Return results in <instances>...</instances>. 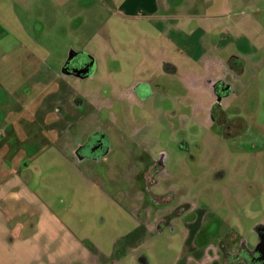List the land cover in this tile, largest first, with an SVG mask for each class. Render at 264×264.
I'll list each match as a JSON object with an SVG mask.
<instances>
[{"label": "rangeland", "instance_id": "374dc122", "mask_svg": "<svg viewBox=\"0 0 264 264\" xmlns=\"http://www.w3.org/2000/svg\"><path fill=\"white\" fill-rule=\"evenodd\" d=\"M232 4L217 29L190 37L167 32L176 18L155 34L109 0H0V35L21 42L0 59V264H36L31 252L51 254L69 234L88 248L121 245L145 209L161 220L136 253L147 264H176L185 224L200 212L196 249L237 232L255 246L264 226V0ZM186 42L197 56L214 42L227 47L226 86L213 70L197 95L184 91ZM75 56L91 60L89 77L59 75ZM77 94L70 119L61 106ZM94 133L105 138L101 157L60 155V140L82 144Z\"/></svg>", "mask_w": 264, "mask_h": 264}, {"label": "crops", "instance_id": "0c3cea01", "mask_svg": "<svg viewBox=\"0 0 264 264\" xmlns=\"http://www.w3.org/2000/svg\"><path fill=\"white\" fill-rule=\"evenodd\" d=\"M109 1L112 2V5L116 9V12L124 16H129L136 21H149L153 23L154 29L151 30L155 34L159 33V29H161V27H164L163 25L169 24L171 20L176 18L178 19V22L174 25L167 26L171 27L170 29H167V32L175 34L176 32H179L177 29H181L184 30V33H186L187 35H190V37H192L197 32V29H217L218 25L216 19L220 17L226 18L228 15V11L234 10L232 4L233 0ZM240 1L242 2L243 0ZM197 19H199L200 21ZM211 19H214L216 23L214 24ZM213 44L214 45L208 46L205 52H203L202 54L199 53L197 56V53L193 52L196 51L194 45L190 44L189 42L184 43V45L186 46V50L190 54L193 52L194 56L196 55L193 59L187 53V51L185 52L182 50V56H184L183 64L188 65L185 70H182L183 81L185 83L184 91L188 95H197V92H199L198 89H200L198 85H200L202 79L208 77V74L213 70L220 71V75L219 77H217L216 82L221 85H224L223 83H221L222 80L232 74V71L229 67L230 56H228L227 54V47L219 49L217 47V42H214ZM20 45L21 42L17 37L11 36L8 33H5V31L2 35H0V59H2L3 63H7V61H5L6 55H8L12 50ZM163 52L164 53H161V62H169L171 60L170 55L167 54L166 49ZM194 65L202 66L203 76L197 73ZM63 67L64 65H62L59 75H62L64 78H77L73 75L65 74L63 71ZM32 73L34 74V70ZM57 77L58 74H56V79ZM55 85V91H59L58 85ZM141 85L142 84H140V86ZM65 86L67 85L65 84ZM224 86H226V84ZM55 91H51V95H53ZM215 91L217 90L215 89ZM61 92H64V90H62ZM144 93H146V91H143L142 94ZM73 97H71L64 106H61L62 111H64L66 116L69 118L70 116L73 117V115L75 116V118L77 117V114H75L73 111V108L75 107L73 104L75 97ZM77 97H81L83 99L84 95L79 96L77 94ZM55 110L58 112V108H56ZM71 140L72 139L69 138L60 140L61 149H64H60V155L66 156V158L73 159L75 158V148L80 144V142H77V144H73ZM145 215L147 216V218H141V221H137L136 227H134V230L125 236V239L122 242L123 244L121 245H119V242H121L119 240L120 238H113L112 245L109 246L108 249H103L98 245H92V248H88L85 244H83V241L86 240V242H89V239L77 238L78 236L69 234L66 239H61L62 243H66L65 245L62 243H52L56 247L54 248L55 250H52L53 253H44V251H41L39 247L37 248V252H31V256L35 257V259H38L36 261V264H107V262L109 261L112 264H120L125 257H128L131 261H133L134 259L135 261H137V263L140 259L141 264H147V259L145 258V256L138 257L136 253L138 249H142L147 245V243H152L151 240H153V236H155V226L161 220L156 217L154 218V216L152 215L148 217L147 209H145ZM178 217L179 216H177V218ZM201 217L202 213L200 212L198 213V218L194 219L192 222L190 221L185 224V231L183 232V238L181 239V244L179 246L181 249V254L178 258H176V264H220L217 261L211 259L212 253H207V251H209L211 247L206 246L202 249H196L193 245L196 235L198 236V234L201 232L199 228L200 220L202 219ZM139 234H141L142 236L138 237ZM176 237L180 239L179 236ZM44 242L40 239L37 244L39 245ZM31 246H33V249L36 248V244H32ZM43 258L45 259L44 261ZM52 258L58 259L53 262ZM5 263L10 264V260H6Z\"/></svg>", "mask_w": 264, "mask_h": 264}, {"label": "flooded vegetation", "instance_id": "af4514ba", "mask_svg": "<svg viewBox=\"0 0 264 264\" xmlns=\"http://www.w3.org/2000/svg\"><path fill=\"white\" fill-rule=\"evenodd\" d=\"M77 56L71 58L64 64V73L78 78L89 77L92 71L91 60L88 59L84 62H75L74 59ZM83 58L86 59L85 57ZM77 100L78 97H75L73 102L76 107L79 106ZM215 109L216 104L211 109V114L215 112ZM97 135H99L97 141L93 142V139ZM104 147L105 138L103 134L94 133L85 140V143L82 142V144H79L75 148L74 156L78 160H84L85 158L97 159L103 155ZM98 150H100V152H98ZM157 227L159 228V226ZM256 231L258 232V237L254 247L249 246L237 232L236 236L228 235L225 238H218L217 245L212 247V249L210 248L207 253H212L211 259L220 264H264V226L259 227ZM232 243L236 245L234 251L230 250V245Z\"/></svg>", "mask_w": 264, "mask_h": 264}]
</instances>
